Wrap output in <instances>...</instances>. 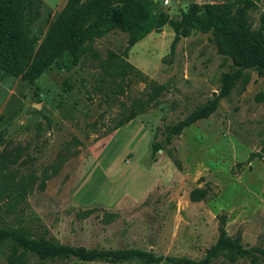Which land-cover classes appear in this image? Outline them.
Returning a JSON list of instances; mask_svg holds the SVG:
<instances>
[{
  "label": "rangeland",
  "instance_id": "1",
  "mask_svg": "<svg viewBox=\"0 0 264 264\" xmlns=\"http://www.w3.org/2000/svg\"><path fill=\"white\" fill-rule=\"evenodd\" d=\"M176 20L204 0H148ZM242 0H207L234 10ZM256 31L264 0H248ZM64 5L45 6L30 26L38 50ZM264 36V30L262 32ZM135 31L95 40L68 71L52 65L33 84L0 75V229H19L60 244L139 249L155 256L205 257L222 228L244 248L264 249V76L245 72L213 113L183 129L151 159L156 133L186 117L234 70L210 32L178 37L167 26L128 48ZM172 45V53L170 54ZM123 59L122 79L105 68ZM160 87L146 110L113 130L131 103ZM200 190L203 198L191 201ZM7 243L0 241V264ZM28 264H39L34 258ZM67 264H141L102 260ZM149 264H171L161 261ZM208 264H249L221 257ZM258 264H264L260 262Z\"/></svg>",
  "mask_w": 264,
  "mask_h": 264
},
{
  "label": "trees",
  "instance_id": "2",
  "mask_svg": "<svg viewBox=\"0 0 264 264\" xmlns=\"http://www.w3.org/2000/svg\"><path fill=\"white\" fill-rule=\"evenodd\" d=\"M206 1L201 5L189 6L173 20L162 11H154L148 0H67L40 47L34 52L30 26L40 16L44 4L41 0H0V75L19 77L22 81L33 84L52 65L68 71L77 66L86 55L94 54L92 43L114 29L136 32V36L129 39L121 58H125L128 48L151 30L158 31L164 26L174 34L172 45L178 37H187L192 30L210 32V41L216 53L228 58L234 70L221 75L219 90L204 105L194 109L177 123L165 127L159 138L154 133L150 143L153 160L154 154L169 145L171 139L183 129L213 113L218 101L226 97L238 82L242 87L246 85V71L254 70L258 77L264 76V14L258 29L251 32L247 24V11L253 8L250 1L242 0L234 10L228 5ZM127 67L131 66L123 59L116 60L105 68V73L111 79H122ZM159 90L160 87L152 86L151 94H146L145 99L133 101L126 116L113 130L142 114ZM202 198L203 192L200 190L190 194L191 201ZM0 241L8 245L4 264H28L30 258L36 259L39 264H67L70 260L208 264L211 259L218 257L229 263L239 258L246 259L249 264L264 262V249L244 248L236 240L227 238L222 228L219 229L215 244L199 262L183 257L155 256L139 249L74 247L60 244L52 238L33 237L19 229H0Z\"/></svg>",
  "mask_w": 264,
  "mask_h": 264
},
{
  "label": "crops",
  "instance_id": "3",
  "mask_svg": "<svg viewBox=\"0 0 264 264\" xmlns=\"http://www.w3.org/2000/svg\"><path fill=\"white\" fill-rule=\"evenodd\" d=\"M45 6L64 5L67 0H41Z\"/></svg>",
  "mask_w": 264,
  "mask_h": 264
},
{
  "label": "water",
  "instance_id": "4",
  "mask_svg": "<svg viewBox=\"0 0 264 264\" xmlns=\"http://www.w3.org/2000/svg\"><path fill=\"white\" fill-rule=\"evenodd\" d=\"M159 152V151H158Z\"/></svg>",
  "mask_w": 264,
  "mask_h": 264
}]
</instances>
